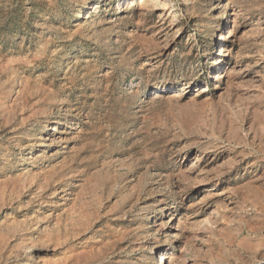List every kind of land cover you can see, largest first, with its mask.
Segmentation results:
<instances>
[{
	"label": "rangeland",
	"instance_id": "374dc122",
	"mask_svg": "<svg viewBox=\"0 0 264 264\" xmlns=\"http://www.w3.org/2000/svg\"><path fill=\"white\" fill-rule=\"evenodd\" d=\"M264 264V0H0V264Z\"/></svg>",
	"mask_w": 264,
	"mask_h": 264
},
{
	"label": "bare ground",
	"instance_id": "6f19581e",
	"mask_svg": "<svg viewBox=\"0 0 264 264\" xmlns=\"http://www.w3.org/2000/svg\"><path fill=\"white\" fill-rule=\"evenodd\" d=\"M164 262H165L164 254H159L158 264H164Z\"/></svg>",
	"mask_w": 264,
	"mask_h": 264
}]
</instances>
